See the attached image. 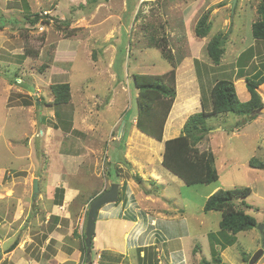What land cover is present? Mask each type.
<instances>
[{"label": "rangeland", "instance_id": "obj_1", "mask_svg": "<svg viewBox=\"0 0 264 264\" xmlns=\"http://www.w3.org/2000/svg\"><path fill=\"white\" fill-rule=\"evenodd\" d=\"M257 1L237 0L234 10L231 0H0V264H13L6 249L14 238L22 241L32 227L50 230L54 226L55 214L49 215L47 223L43 221L49 214L46 212H53L63 203L65 187L80 186L77 198L87 202L91 184L106 180L105 189L111 183L119 184L117 203L123 199L125 203L127 199L134 202V192L137 197L149 192L163 202L147 203L150 211L164 209L156 226L157 239L161 240L155 253L159 262L151 264H219L217 256L223 263L247 264L242 255L251 257L261 247L263 253L255 264H264V238L258 226L232 234L220 229V212L203 210L205 199L215 189L249 187L246 212L259 224L264 223V174L249 165L253 157L264 163V154L257 149L261 141L253 136L254 129L250 127L243 138H229L213 130L197 145L199 150L211 151L217 157L218 179L210 184L186 185L161 164L164 148L159 158L158 140L135 127L132 135L138 140L131 154L137 165L122 163L126 143L120 140L121 136L127 139L136 112L138 89L132 75L161 74L169 68L160 48L149 47L150 35L165 39L161 41L164 54H173L179 64L190 56L188 35L196 39L199 17L208 16L211 28L205 44L201 39L198 41L202 45L193 43L201 63L195 66V81L206 93L211 88L207 63L213 64L206 54L207 41L231 26L235 31L229 34V41L235 36L241 41L246 35L243 43L234 38V44H225L226 52L219 63L222 65L216 64L217 70L212 72L217 79L238 80L224 65L233 69L232 61L239 59L235 46L249 45L250 31L245 22L254 13ZM192 2L197 4L193 12L192 8L186 9ZM190 11L193 16L189 20ZM33 13H38L40 19L30 24L28 18L32 19ZM262 45L258 41L252 49L259 53L247 65V73L264 68ZM28 49L30 54L25 53ZM63 81L70 85V101L53 104L51 85ZM241 82L236 84L238 99L246 89ZM242 120L241 116L225 113L208 118L207 124L210 129L220 125L228 130ZM118 161L122 163L120 168L116 166ZM48 172L57 176L50 177ZM138 176L139 182L135 179ZM37 177L38 190L34 193L33 179ZM52 177L57 187L48 186ZM129 182L134 189L131 194ZM86 216L87 210L84 229ZM76 226L74 218L69 240L77 237ZM69 228L67 223L61 230L67 234ZM133 233L126 241L125 264L141 260L135 259ZM147 237H139V243L148 241ZM153 252L152 247L146 259L152 260ZM92 255L95 257L94 252Z\"/></svg>", "mask_w": 264, "mask_h": 264}, {"label": "crops", "instance_id": "obj_2", "mask_svg": "<svg viewBox=\"0 0 264 264\" xmlns=\"http://www.w3.org/2000/svg\"><path fill=\"white\" fill-rule=\"evenodd\" d=\"M196 7H197V4H194L192 2L186 7V9L192 8L191 11L193 12L196 9ZM240 9L243 11L242 7H240ZM253 10H254V13H251L249 17L246 16L247 19L245 22V27L247 25L250 31L249 45L244 46L243 48H238L237 46H235V49L238 50V51L234 50L236 52L235 56L236 58L238 57L239 59L238 61L236 60L232 61L234 62L233 69H231L232 67L229 64L224 65V67H229L230 70L233 71L231 73L232 77L236 76L235 79H238L235 81L233 80L237 94H238V91L236 88V84L240 83L241 81L242 82L244 81V84H245V75L251 76L259 69V68L255 69L254 71L251 70L249 71V73H247L248 71L247 65L252 59L256 58L257 57L256 55L259 53V52H255L254 50H252L254 47L258 45V41H259V40L253 39L251 35V30H250L251 23L257 17L255 8H253ZM191 11L189 12L188 19L193 16V15L190 16V14H192ZM254 14L256 16H254ZM186 22L187 21H185V26H186ZM231 29H232V32H231V36H232L235 31V28L231 26ZM234 38H237L236 42L239 41V43L240 42L243 43V41L246 38V35H244L241 41H240L239 36L232 37V40L229 41L228 39L226 44H228V42H231L230 44H234L235 43L233 41ZM187 39L189 40L191 44L190 45V48H191L190 56L183 58V60L180 61L179 64H177L176 69H175V82H176L175 99H174L171 110L169 112V115L163 127L162 140L158 141L159 145H158L157 151L159 152L158 153L159 158H161L160 157L161 156L160 152L162 151L161 149L164 148V141L174 138L180 134L182 126L190 114L199 112L203 109L206 111L211 109V103L209 102L210 100L209 91L206 93L202 92L201 87L198 88V85L196 83L197 81H195V79L197 80V75H196L197 68L195 70V66L199 67L201 63L198 60L200 53L198 49L196 50V47L194 48L193 46V43L202 45V43L198 41L200 39L204 40L203 41V45H204L207 37L206 36L201 37V38L196 37V39H193L191 35L190 37L188 35ZM261 42H263V45H262V50L260 52H261V55L264 56V41H261ZM249 50H252V51L246 54V52ZM220 65H222V63ZM220 65L218 64V66ZM207 66H209L211 69L209 73L211 77L210 85L212 86L214 82L218 80L216 76L214 77V75H212V72L216 71L218 66L216 64H211V63H207ZM63 82H66V81H63ZM257 90L261 96L262 102L264 103V83L259 85ZM243 94L244 95L242 97L239 95L240 97L239 100L241 101L248 100L249 92L247 91V89L244 88ZM206 101L209 102L208 106L205 105ZM239 120L241 119H238L237 121ZM134 123H135V120L133 119L131 122L132 128L128 134L127 139L124 142L126 143V146L124 148V155H123V162H122V163L128 162L130 163L129 165H131L132 167L137 165L136 164L137 160L135 159L136 157L133 159L134 156L133 154H131V151H134L133 148L136 147V145L134 144L136 140H138V138L135 137V135H132V133L134 132L133 127H135ZM240 123H241L240 126L238 127L233 126L232 128H229L228 130L219 125L216 128L211 129L208 135H211V132L213 130H217L219 134L221 133L228 134L229 138L230 137L243 138V135L244 134L247 135L249 128L251 127V129H254L253 136L259 138V140L264 143V115H258L250 121L242 120L240 121ZM234 130H238V131L234 132ZM137 131L140 132L139 130ZM117 135H119V133ZM261 142L258 144L259 148L257 149L260 151V154H264V144L261 145ZM254 145H257V144H254ZM227 159L230 160V158H227ZM122 163L121 161L116 162L117 168H120L122 166L121 165ZM224 163L226 164V161H224ZM261 170L264 174V168ZM96 174L100 175L99 172H96ZM47 175H49L50 177L53 175L57 176V174L55 173L53 174V172H48ZM105 177L106 176L104 174V178ZM37 178L36 179L39 181V177ZM49 181H50L49 182L50 185L48 184V186H51V187L58 186L56 184L55 177H52V179ZM122 183L124 184V181H122ZM106 184H107V180H106V183L101 182V184L99 185H95L94 183H92L91 186L93 187L90 192V195H91L90 198L92 199L96 194L98 195L99 193L104 191L105 187L107 186ZM130 184L132 183L129 182V188H130L129 191L131 194L134 192V189L131 188ZM79 187L80 186L75 187V188L65 187L64 193H63V200H62L63 203L61 204L63 208L59 209V206H60L59 204L58 207L57 206L55 207L53 212H46L49 214H47L48 216L45 217V220L43 221L44 223H47L50 214L56 215L55 217H53L54 226L51 227L50 230L49 228L47 230V227H44V229L38 228V230L37 228L32 227L31 230L33 231L30 230L28 233L26 232V234H24V238L22 239V241L19 240V242H17L15 238L13 239L12 243L16 242V244L8 252L10 253L8 257L9 259H12L13 264H84V263L86 264H125L124 262L125 259H123L124 258L123 254L127 246L126 241L128 239L129 234L132 233V231H134L133 233L134 242L132 244L133 246H135V250L137 251L135 259H141L140 261L139 260H137V262L135 261V264H147V261L149 259H146V252L148 250H151L152 247L154 251L153 252L154 256L152 257V260H149L150 261L149 264H151L154 260L159 262V259L157 258L155 253L159 252L158 245L161 243V240L157 239L156 232H158V229H156V226H157V221H158L157 217H160V214H162V211L164 209L157 208V209H152V211H150V209L147 206V203L150 202V203H156V204L161 203L162 204L163 202L159 201L160 199L158 196H154V195L150 196L151 194H148V193L144 195L141 194L140 195L141 197H137L135 192L133 194V200H131L134 202H130L127 199L125 203V199H123L122 201H119L118 203L117 202L107 203L98 210V215H97L96 224H95L96 225L95 229L97 228L98 232H94L93 234L90 259L87 261L86 257L85 258L83 257V252L80 249L79 242L82 240V237L84 235L85 212L87 210V206H88L87 203L90 198H87L88 199L87 202H84V200L79 201L77 198L80 192L78 189ZM163 198L165 197L163 196ZM160 207H163V206H160ZM135 212L142 213L143 215L141 216L140 214L136 215ZM74 218H76L77 220L76 233L78 235L77 237L75 238L73 237L71 240H69L68 235H72L74 232L73 228L75 226L71 227L73 224ZM148 219H149V222H148ZM141 220L143 221V223H140ZM67 223H69L70 228H69V231H67V234H64L61 228L64 227V225ZM0 226L2 227V225ZM144 236H150V238L147 237L149 240L148 241L144 240L145 243H139V237H144ZM10 239L11 237L7 238L6 240L9 241ZM68 240H69V243L66 242ZM1 242H3V240H1ZM12 243L9 244V247L10 245H12ZM21 248H23L22 251H21ZM92 251L94 252L95 257L92 255L93 253ZM165 252H168V251H165ZM145 259L147 261H145ZM168 259L169 261L171 260V258H168ZM126 264H129V263H126Z\"/></svg>", "mask_w": 264, "mask_h": 264}, {"label": "trees", "instance_id": "obj_3", "mask_svg": "<svg viewBox=\"0 0 264 264\" xmlns=\"http://www.w3.org/2000/svg\"><path fill=\"white\" fill-rule=\"evenodd\" d=\"M236 7L235 4L234 10ZM255 10L257 17L251 23V35L255 40L264 41V0L257 2ZM32 15L33 18H28V20L30 24H35L40 16L38 13ZM150 26L154 29L153 25ZM210 28L211 22L204 14L199 17L194 32L198 37H205ZM231 32L232 29L229 28L224 34H214L207 41L206 54L213 64L221 62L225 44ZM161 41H165V39H161ZM161 41L155 39L154 35H150L148 44L149 47L160 48L161 57L163 56L169 64L168 70L161 74L134 73L132 75L133 83L138 89L136 112L133 117L134 126L140 132L158 141L162 139L163 127L175 97V69L178 62L173 54H164ZM25 53L30 54L29 49ZM263 83L264 68L257 70L251 76L245 75V86L250 97L246 101H240L232 80L223 78L216 80L209 90L211 109L208 111L203 109L190 114L184 122L180 134L164 141L161 164L186 185L210 184L216 181L218 179L217 157L211 151H201L197 147L211 130L207 119L219 114L233 113L241 116L244 121L252 120L258 115L256 111L264 105L257 90L258 86ZM51 91L54 97L53 104L65 105L70 101L69 83H54L51 85ZM240 124V122L237 123L235 127ZM120 140L125 142L126 139L121 136ZM249 165L260 169L264 168V163L254 157L250 159ZM135 179L138 182L141 181L139 176ZM250 193L249 187L217 188L205 199L203 210L204 212L211 210L220 212L219 227L222 231L237 234L255 228L259 223L246 212L249 208L246 198ZM148 194L150 193L148 192ZM15 244L16 242L12 243L7 251L11 250ZM80 249L85 258L84 235L80 241ZM249 257L250 255H242L244 262H247ZM215 260L219 264H227L221 262L219 256L215 257Z\"/></svg>", "mask_w": 264, "mask_h": 264}, {"label": "water", "instance_id": "obj_4", "mask_svg": "<svg viewBox=\"0 0 264 264\" xmlns=\"http://www.w3.org/2000/svg\"><path fill=\"white\" fill-rule=\"evenodd\" d=\"M236 1L237 0H231L232 8H234ZM256 113L258 115H264V105L261 108H259L256 111ZM118 188H119L118 183H111L108 189H105L104 191L93 197L89 202L86 222H85V230H84V235H85L84 245L86 249L85 257L87 261L90 259L92 238L95 232V223L98 215V210L107 203H114L117 201ZM37 190H38L37 179H33V192L36 193ZM263 228H264V223L258 225V230L262 234V239L264 238ZM262 253H263V248L261 247L251 255V257L247 261V264H255L258 261L259 257L262 255ZM0 256H1V250H0Z\"/></svg>", "mask_w": 264, "mask_h": 264}, {"label": "built area", "instance_id": "obj_5", "mask_svg": "<svg viewBox=\"0 0 264 264\" xmlns=\"http://www.w3.org/2000/svg\"><path fill=\"white\" fill-rule=\"evenodd\" d=\"M60 208H62V206H60Z\"/></svg>", "mask_w": 264, "mask_h": 264}, {"label": "clouds", "instance_id": "obj_6", "mask_svg": "<svg viewBox=\"0 0 264 264\" xmlns=\"http://www.w3.org/2000/svg\"><path fill=\"white\" fill-rule=\"evenodd\" d=\"M263 241V240H262Z\"/></svg>", "mask_w": 264, "mask_h": 264}]
</instances>
